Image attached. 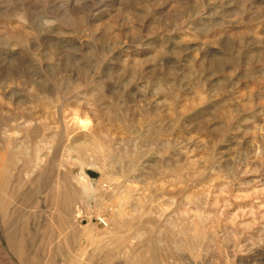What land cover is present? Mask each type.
<instances>
[{
    "label": "rangeland",
    "instance_id": "rangeland-1",
    "mask_svg": "<svg viewBox=\"0 0 264 264\" xmlns=\"http://www.w3.org/2000/svg\"><path fill=\"white\" fill-rule=\"evenodd\" d=\"M145 260L264 264V0H0V264Z\"/></svg>",
    "mask_w": 264,
    "mask_h": 264
},
{
    "label": "bare ground",
    "instance_id": "bare-ground-1",
    "mask_svg": "<svg viewBox=\"0 0 264 264\" xmlns=\"http://www.w3.org/2000/svg\"><path fill=\"white\" fill-rule=\"evenodd\" d=\"M137 264H155V262L153 260H148V261L145 260V261L139 262Z\"/></svg>",
    "mask_w": 264,
    "mask_h": 264
},
{
    "label": "built area",
    "instance_id": "built-area-1",
    "mask_svg": "<svg viewBox=\"0 0 264 264\" xmlns=\"http://www.w3.org/2000/svg\"><path fill=\"white\" fill-rule=\"evenodd\" d=\"M101 222H103V223H104L105 221H104L103 219H101Z\"/></svg>",
    "mask_w": 264,
    "mask_h": 264
}]
</instances>
